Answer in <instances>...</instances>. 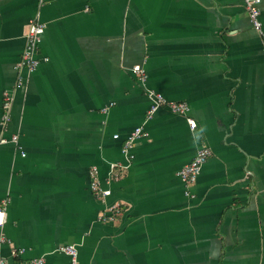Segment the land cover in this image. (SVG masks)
<instances>
[{"label": "crops", "instance_id": "obj_1", "mask_svg": "<svg viewBox=\"0 0 264 264\" xmlns=\"http://www.w3.org/2000/svg\"><path fill=\"white\" fill-rule=\"evenodd\" d=\"M259 8L261 34L244 0H0L5 264H69L58 250L67 243L79 264H264ZM33 20L45 25L37 56L47 60L17 69ZM148 89L187 102L196 127L158 110L129 167L112 170L126 162L121 144L144 121ZM203 145L211 154L185 185L177 172ZM114 203L112 219L99 218Z\"/></svg>", "mask_w": 264, "mask_h": 264}, {"label": "built area", "instance_id": "obj_2", "mask_svg": "<svg viewBox=\"0 0 264 264\" xmlns=\"http://www.w3.org/2000/svg\"><path fill=\"white\" fill-rule=\"evenodd\" d=\"M261 0H244V5L248 13V17L250 20V23L252 27L258 32L262 33V23L260 20V8L259 3ZM45 25H43L39 21H30L25 33V44L23 47V50L21 52V55L16 62V68L17 69H23L26 68L29 71H33L37 68L40 61H46L47 57H41L38 58V46L40 43V37L42 33L44 32ZM262 49L264 51V39L262 40ZM132 72L140 74V78L143 79L144 72L143 69L139 65H135L132 67ZM22 83L21 78L19 77L16 87H19ZM147 96L149 98V105L148 108L145 111V117L144 121L141 125H138L134 127L123 139V142L121 144V153L125 158V164H111L112 170H114L116 167L120 169L128 168L130 163L134 160V152L133 148L135 145V142L138 138L144 137L148 134L146 129L144 128V123L148 120H150L154 114L160 110L165 109L171 113L182 115L185 117L190 129H194L196 127L195 120L188 116L189 113V105L185 101H176V100H170L167 99L162 93L155 91V90H147ZM12 104V96L9 91L3 92V100H2V116H1V124L2 126H5L6 123L9 120V113L11 109ZM119 135L114 134L113 137L117 138ZM12 142L17 141V135H12L10 138ZM7 139L0 138V145L3 143H6ZM211 154V149L203 145L199 147L194 156L185 163L177 172V176L181 182H183L185 185H191L195 182L197 176L199 175L201 168L203 164L207 161L208 157ZM96 167H93L90 170V176L92 177L91 180V190L95 194L96 197L104 199L109 195V190L103 189L98 185V182L96 181ZM121 176L120 172H117L114 174L115 179L119 178ZM6 204L7 200L3 199L0 200V227L5 223L6 221ZM117 204L109 205L104 212H102L99 216L101 219L105 220H111L114 212L118 210ZM3 237L0 236V241H3ZM58 250L67 255L69 264H79L78 261V251L76 248V245L73 243H67L60 245L58 247ZM12 256H16L17 252L15 250L11 251ZM0 264H5V261L3 258H0ZM14 264H43V258H33L29 261H22V262H16Z\"/></svg>", "mask_w": 264, "mask_h": 264}]
</instances>
